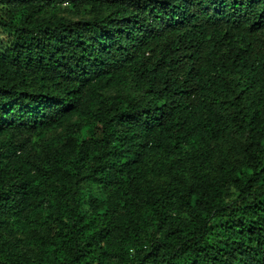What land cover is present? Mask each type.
<instances>
[{"label":"trees","instance_id":"16d2710c","mask_svg":"<svg viewBox=\"0 0 264 264\" xmlns=\"http://www.w3.org/2000/svg\"><path fill=\"white\" fill-rule=\"evenodd\" d=\"M0 29V264H264V0H0Z\"/></svg>","mask_w":264,"mask_h":264},{"label":"rangeland","instance_id":"374dc122","mask_svg":"<svg viewBox=\"0 0 264 264\" xmlns=\"http://www.w3.org/2000/svg\"><path fill=\"white\" fill-rule=\"evenodd\" d=\"M57 14L59 16H64L73 20L80 19L86 16V13L83 10H76L73 7H71L68 4H55L53 8L48 9V14ZM2 30L0 29V37L2 38L3 35H1ZM111 93H114L112 90ZM66 125L64 124L61 127L54 128L49 130L43 137L39 139V146L42 153H46L58 145H60L64 140L66 139ZM83 186L90 190V192L95 197L101 196V189L99 186L93 183H84ZM87 207L85 206V209ZM15 232V230L11 227H7V233Z\"/></svg>","mask_w":264,"mask_h":264}]
</instances>
